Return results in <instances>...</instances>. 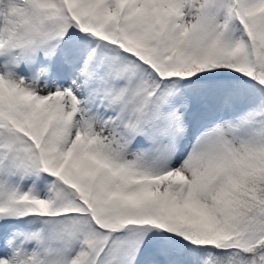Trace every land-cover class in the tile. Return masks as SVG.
I'll return each instance as SVG.
<instances>
[{
    "label": "snow or ice",
    "instance_id": "6c2138e0",
    "mask_svg": "<svg viewBox=\"0 0 264 264\" xmlns=\"http://www.w3.org/2000/svg\"><path fill=\"white\" fill-rule=\"evenodd\" d=\"M0 264H264V0H0Z\"/></svg>",
    "mask_w": 264,
    "mask_h": 264
}]
</instances>
